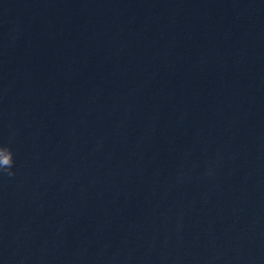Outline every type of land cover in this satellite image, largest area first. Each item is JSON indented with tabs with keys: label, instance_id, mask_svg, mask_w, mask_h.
<instances>
[{
	"label": "clouds",
	"instance_id": "1",
	"mask_svg": "<svg viewBox=\"0 0 264 264\" xmlns=\"http://www.w3.org/2000/svg\"><path fill=\"white\" fill-rule=\"evenodd\" d=\"M14 163L13 151L7 146L0 145V172H6L9 176L14 175L15 173L11 171Z\"/></svg>",
	"mask_w": 264,
	"mask_h": 264
}]
</instances>
